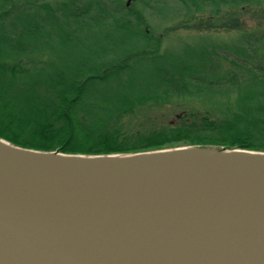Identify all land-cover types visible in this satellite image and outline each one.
<instances>
[{
    "label": "trees",
    "instance_id": "1",
    "mask_svg": "<svg viewBox=\"0 0 264 264\" xmlns=\"http://www.w3.org/2000/svg\"><path fill=\"white\" fill-rule=\"evenodd\" d=\"M262 1L0 0V139L79 156L264 153V36L239 17ZM176 20L239 33L169 52ZM162 108L173 123L141 119Z\"/></svg>",
    "mask_w": 264,
    "mask_h": 264
},
{
    "label": "water",
    "instance_id": "2",
    "mask_svg": "<svg viewBox=\"0 0 264 264\" xmlns=\"http://www.w3.org/2000/svg\"><path fill=\"white\" fill-rule=\"evenodd\" d=\"M0 264H264V153L0 140Z\"/></svg>",
    "mask_w": 264,
    "mask_h": 264
},
{
    "label": "rangeland",
    "instance_id": "3",
    "mask_svg": "<svg viewBox=\"0 0 264 264\" xmlns=\"http://www.w3.org/2000/svg\"><path fill=\"white\" fill-rule=\"evenodd\" d=\"M124 1L128 4L127 7L129 8L131 5L130 0ZM245 7L246 9L239 16L241 23L244 25L245 32H251L256 39L259 35L264 36V0L261 2L260 6L249 7L245 5ZM197 24H183L176 20L175 23L172 22L171 24L163 25L162 30H164L163 28L169 29L172 26L167 37L164 39L163 47H166L169 52H173L179 47V43L184 40L188 41L206 36L214 41H230L239 33L232 30H223L221 28L209 29V24L205 22L201 27H198ZM177 114L178 113L174 110L162 108L144 115L141 119L145 121L150 118L155 125H163L166 123H173Z\"/></svg>",
    "mask_w": 264,
    "mask_h": 264
},
{
    "label": "bare ground",
    "instance_id": "4",
    "mask_svg": "<svg viewBox=\"0 0 264 264\" xmlns=\"http://www.w3.org/2000/svg\"><path fill=\"white\" fill-rule=\"evenodd\" d=\"M1 140V139H0Z\"/></svg>",
    "mask_w": 264,
    "mask_h": 264
}]
</instances>
